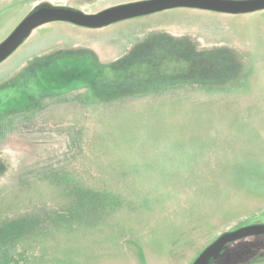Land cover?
Returning <instances> with one entry per match:
<instances>
[{"label": "rangeland", "instance_id": "1", "mask_svg": "<svg viewBox=\"0 0 264 264\" xmlns=\"http://www.w3.org/2000/svg\"><path fill=\"white\" fill-rule=\"evenodd\" d=\"M0 0V42L39 6ZM264 224V10L50 22L0 63V264H191ZM217 264H264V235Z\"/></svg>", "mask_w": 264, "mask_h": 264}, {"label": "water", "instance_id": "2", "mask_svg": "<svg viewBox=\"0 0 264 264\" xmlns=\"http://www.w3.org/2000/svg\"><path fill=\"white\" fill-rule=\"evenodd\" d=\"M173 8H191L230 15L264 10V0H139L84 13L69 7L39 6L26 15L0 42V63L10 56L40 25L67 22L80 27L100 28L109 24ZM264 235V224H251L219 235L191 264H217L233 242Z\"/></svg>", "mask_w": 264, "mask_h": 264}, {"label": "crops", "instance_id": "3", "mask_svg": "<svg viewBox=\"0 0 264 264\" xmlns=\"http://www.w3.org/2000/svg\"><path fill=\"white\" fill-rule=\"evenodd\" d=\"M14 1H15V0H11V2H10V3L14 2ZM0 8H3V7L1 6Z\"/></svg>", "mask_w": 264, "mask_h": 264}, {"label": "trees", "instance_id": "4", "mask_svg": "<svg viewBox=\"0 0 264 264\" xmlns=\"http://www.w3.org/2000/svg\"><path fill=\"white\" fill-rule=\"evenodd\" d=\"M229 246H230V245H229ZM219 260H220V259H219ZM219 260H218V262H219ZM218 262H217V263H218Z\"/></svg>", "mask_w": 264, "mask_h": 264}]
</instances>
